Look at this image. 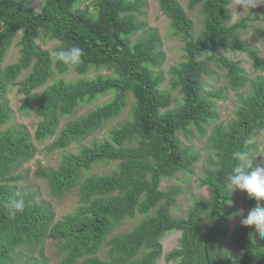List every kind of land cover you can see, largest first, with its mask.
Listing matches in <instances>:
<instances>
[{"label": "trees", "instance_id": "1", "mask_svg": "<svg viewBox=\"0 0 264 264\" xmlns=\"http://www.w3.org/2000/svg\"><path fill=\"white\" fill-rule=\"evenodd\" d=\"M156 1L170 19L174 34L183 40L182 60L169 68L170 85L182 94L181 103L171 109H163L168 93L158 86L161 73L153 70L161 59L157 31L130 39L143 26L134 16L140 11L141 0H94L91 10L88 5L80 8L81 0H43L39 10L27 0H0V127L10 117L4 99L9 83L16 84L23 95L20 108L39 117L34 137L56 136L48 146L51 148H66L117 115L126 103V93L134 98L130 118L109 129L107 139L79 145L77 152L65 150L56 168L38 166L35 174L46 180L54 195L77 189L78 206L56 221L47 204L28 199L22 212L14 218L8 215L11 200L19 199L13 185L7 183L20 177L10 176L12 167L30 158L36 147L25 130H0V264H12L15 246L39 243L44 238L59 241V250L64 253L61 264H74L86 255L80 264H155L162 254V237L172 231L180 232L178 246L164 257L174 264H264V242L253 227L241 222L235 225V254L223 246L232 210L229 203L234 199L227 176L234 167L246 165L233 159L232 153L255 147L252 136L264 131V74L250 80V92L240 95L234 118L211 128L208 143L212 155L198 179V186L207 187L209 194L193 196L185 215L177 216L171 211L181 187L160 188L163 178L182 171L192 173L199 160V154L183 145L178 134L190 132L192 126L202 133L217 116L212 98H220L222 89L205 91L202 85L209 62L225 69L231 87L247 82L238 63L217 50L246 51L262 67L264 60L257 51L235 37L246 26L247 18L228 23L227 7L232 0H189L188 5L199 4L203 14L202 29L194 36L193 23L177 0ZM40 30L58 44L42 48L36 41ZM17 32L20 55L3 66V57ZM260 33L264 37V30ZM72 46L84 50L81 62L74 65L80 76L43 87L52 68L63 73L72 67L56 61L50 53ZM90 66H102L111 73L83 76ZM26 68L28 74L16 81ZM107 91L112 92L110 99L66 121L56 132L59 115H69L79 103ZM260 158L264 164V148ZM108 161H117L115 170L83 177L94 163ZM250 162L245 171L257 166ZM244 200L250 209L257 204L246 193ZM136 214L141 218L131 229L106 240V258L95 257L111 230ZM19 264L48 263L40 257Z\"/></svg>", "mask_w": 264, "mask_h": 264}, {"label": "rangeland", "instance_id": "2", "mask_svg": "<svg viewBox=\"0 0 264 264\" xmlns=\"http://www.w3.org/2000/svg\"><path fill=\"white\" fill-rule=\"evenodd\" d=\"M27 1L35 10H39L43 2V0ZM92 1L94 0H81L79 7L82 8L88 5L91 10L93 8ZM177 1L191 19L193 23L192 31L194 36H196L203 26V14L200 5L196 4L190 7L188 5L189 0ZM141 2L142 6L140 7V11L134 12V16L135 20L143 26L135 30L130 36V39H138L151 30L157 31L159 35L157 51L160 53L161 59L158 65L153 66V70L154 72L161 73L162 80L158 86L168 93V104L163 109H171L181 103L182 94L178 91V88L171 87L169 68L171 65L177 64L182 60L184 54L183 40L179 35L174 34L170 26V19L160 10L156 0H141ZM254 4L256 6H253ZM227 11L229 24L247 18L246 26L240 28L235 37L237 41L255 49L258 57L264 60V37L260 33V30H264V3H258L257 0H232L227 7ZM19 34L20 32L16 33L8 47L2 60L3 66L14 62L19 57L20 51L16 44ZM36 41L42 48L47 49H51L58 44L57 40L50 39L46 36L43 30L39 31V36ZM217 54L224 55L230 60L236 61L243 69V73L247 77V82L239 88L231 87L228 83L225 69L213 62H209L208 71L202 78V85L205 91L215 90L217 88L222 89V96L220 98H212L217 116L204 126V132L202 133L196 127L192 126L190 132L178 134V138L183 145L190 146L193 151L199 154V160L194 164L192 173L182 171L174 174L171 178H163L160 183V188H165L169 185H179L181 187V193L177 197L176 207L171 211L172 214L177 216L185 215L187 209L192 204L193 196H207L209 194L207 187L198 186V179L203 175V169L208 166L207 160L212 155V150L208 143L211 128L214 124L218 123L226 125L227 122L234 118L235 111L240 105V95L250 92V80L264 74V62L262 67L259 66L246 51L221 47L217 50ZM97 73L110 74L111 72L102 66L97 68L90 66L87 73L83 76L93 77ZM27 74L28 69H23L17 76L16 81L22 79ZM78 76L80 75L76 72L74 66L63 73H59L56 69L52 68V75L46 79L42 86H50L58 79H64L66 81L74 80ZM111 96L112 92L107 91L99 94L91 101L79 103L71 114L59 115V124L56 132L61 129L66 121L74 120L85 115L94 107L106 102ZM22 98L23 95L17 91V85L9 83L4 94V99L10 108V117L0 127V130L8 127H17L25 130L30 141L36 147V150L30 158L20 160L13 165L10 176L20 175V177L7 183L13 185L14 192L19 198H23V200L28 199L30 203L47 204L53 212V221H56L64 217L65 214L73 212L78 206L77 189L71 188L60 196L54 195L49 189L46 180L35 174L38 166L43 168H56L61 163L62 154L65 150L77 152L79 145L89 144L93 139L95 141L107 139L109 129L130 118L134 106V98L130 92L126 93V103L117 115L104 120L98 128L89 132L85 137L71 141L66 148L48 147L54 141L55 135L42 139L34 137L33 133L39 117L32 110H22L20 108ZM252 140L255 143V147L247 151L248 160L255 162L257 165L264 166L260 158L264 148V131H257L252 136ZM241 164L245 165L247 161L241 162ZM116 165L117 161L94 163L90 171L83 173V177L89 173L102 174L111 172L116 169ZM233 195L234 199L229 203L232 210L229 216L228 232L223 240V246L230 253L235 254L238 249L233 240L232 232L235 225L241 222L243 216L247 215L250 208L245 203L243 192L236 190L233 191ZM259 203L264 204V199L260 200ZM240 209L244 210L243 214L236 215ZM140 218L141 215L136 214L133 218L124 219L119 222L107 235L105 241L99 246L94 256L105 259L107 249L106 240L115 234L131 229ZM179 235V231H172L162 237V254L156 260L155 264H174L173 260L167 261L164 255L170 249L178 246ZM258 238L264 242V239H261L259 236ZM11 257L12 264H19L23 261L40 257L45 258L48 264H61L64 253L59 250L58 240L44 238L39 243H26L15 246ZM84 257L80 258L74 264H80L84 260Z\"/></svg>", "mask_w": 264, "mask_h": 264}, {"label": "clouds", "instance_id": "3", "mask_svg": "<svg viewBox=\"0 0 264 264\" xmlns=\"http://www.w3.org/2000/svg\"><path fill=\"white\" fill-rule=\"evenodd\" d=\"M258 3H264V0H257ZM253 6H256L255 4ZM56 61L66 66H74L81 62L84 50L78 46H72L64 50L53 51L50 53ZM202 57H197L201 59ZM233 159L245 162V167H251L248 160V153L235 151L232 153ZM245 167L236 166L232 173L227 176V186L230 191L239 190L246 193L247 197L256 200L258 203L248 210L247 215L243 216L241 224L245 227H253L261 239H264V204L259 203L264 199V166L257 165L249 171ZM231 203V202H230ZM25 204L23 198H13L8 208V215L15 217L17 212L24 210ZM243 209H240L236 215H242Z\"/></svg>", "mask_w": 264, "mask_h": 264}]
</instances>
